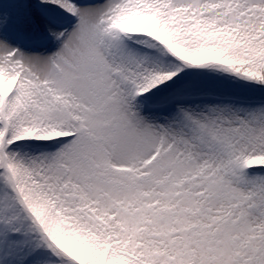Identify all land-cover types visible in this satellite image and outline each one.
Instances as JSON below:
<instances>
[{"label":"snow or ice","instance_id":"obj_1","mask_svg":"<svg viewBox=\"0 0 264 264\" xmlns=\"http://www.w3.org/2000/svg\"><path fill=\"white\" fill-rule=\"evenodd\" d=\"M0 264H264V0H0Z\"/></svg>","mask_w":264,"mask_h":264}]
</instances>
